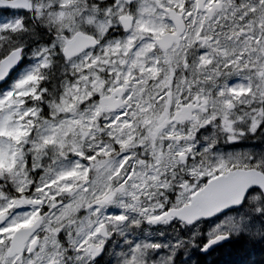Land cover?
<instances>
[{
    "label": "snow or ice",
    "instance_id": "obj_1",
    "mask_svg": "<svg viewBox=\"0 0 264 264\" xmlns=\"http://www.w3.org/2000/svg\"><path fill=\"white\" fill-rule=\"evenodd\" d=\"M0 264H264V0H0Z\"/></svg>",
    "mask_w": 264,
    "mask_h": 264
}]
</instances>
